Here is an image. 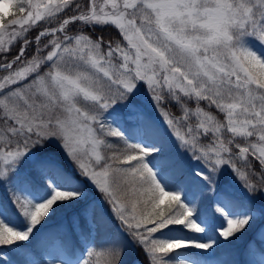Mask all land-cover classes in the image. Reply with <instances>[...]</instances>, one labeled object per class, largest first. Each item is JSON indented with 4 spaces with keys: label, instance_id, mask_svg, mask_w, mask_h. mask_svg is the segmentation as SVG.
<instances>
[{
    "label": "snow or ice",
    "instance_id": "obj_1",
    "mask_svg": "<svg viewBox=\"0 0 264 264\" xmlns=\"http://www.w3.org/2000/svg\"><path fill=\"white\" fill-rule=\"evenodd\" d=\"M0 73V264H264V0H0Z\"/></svg>",
    "mask_w": 264,
    "mask_h": 264
},
{
    "label": "rangeland",
    "instance_id": "obj_2",
    "mask_svg": "<svg viewBox=\"0 0 264 264\" xmlns=\"http://www.w3.org/2000/svg\"><path fill=\"white\" fill-rule=\"evenodd\" d=\"M111 32L114 33L115 30L112 29ZM112 35H114V34H112ZM5 39H7V37H5ZM0 75H3V73H0ZM194 107H195V105L193 107H190V108H193L194 109ZM174 110L172 109V112L174 114H177L176 113V109H174ZM192 123H195V120L194 119L192 120ZM108 139L110 140V138H108ZM251 142L254 143L256 141L253 139ZM123 146L124 145L122 144V147L120 149H122ZM104 153L105 152L102 151V154H104ZM176 163H177V166L178 167L183 168L185 171H189V170H191L192 168H194V167H196L198 165V162L196 160H192V159H189L188 157H184V156H178ZM167 204H168L167 198H164V202L161 204V207L166 208L167 207ZM149 210H150V206H149ZM69 212H71V213H69ZM78 212H79V209H77V208L68 209L65 212L61 213V215L58 216L56 219H57V221H60L62 223H65L66 226H67V228H68V230L71 232L72 231V224L70 223L69 220H71V217L73 215L78 214ZM110 226H112V225H110ZM110 226H109V228H108L107 231H100L99 234H94L95 235L96 242H97V245H99L104 240H108V239H111V238L114 237L113 235H111ZM258 226H259L258 223L256 225H253V229H255ZM86 227L87 226H86L85 221L83 220V218H81V225H80V227L77 228L76 231H75V233H73V235H72V239H73V241H75L77 239V234H79L78 235V239H79V243H80L81 246H87V242L85 240ZM253 229H250L243 236H240L238 239L234 240L233 243H232V245L227 246V248L228 249H243L244 246L246 245V243L248 242L249 238L251 237ZM114 233L116 234L115 237H117L118 236V233L116 232V228L115 227H114ZM218 251L221 253V256H220L221 259L227 260V259L230 258L229 252L227 250H225V245H221V248ZM130 257L131 256H129L128 258H125V264H138L137 259H135L134 261H130ZM253 259H255L257 262L260 259V255H259V243L258 242H257V255L255 257H253ZM128 261H129V263H128ZM94 264H105V258H104V256L101 255L100 257L94 259Z\"/></svg>",
    "mask_w": 264,
    "mask_h": 264
},
{
    "label": "trees",
    "instance_id": "obj_3",
    "mask_svg": "<svg viewBox=\"0 0 264 264\" xmlns=\"http://www.w3.org/2000/svg\"><path fill=\"white\" fill-rule=\"evenodd\" d=\"M79 30V29H78ZM106 31L108 32V29H106ZM31 35H35V32H33V33H31ZM194 105L193 104H189V107H193ZM201 106H203V105H201ZM174 110V109H173ZM175 111V110H174ZM110 140H111V142L113 143V144H115L116 146H117V148H121L122 147V144L121 143H119L118 142V138H110ZM124 147V146H123ZM102 151H104L105 153H104V155H111V151L112 150H109V149H102ZM69 213H71V212H69ZM82 218V217H81ZM71 221V220H70ZM84 227V226H83ZM82 228V227H81ZM110 231H111V235H113L114 237L116 236V234L114 233V227L113 226H110ZM134 257V255H132L131 257H130V261H134L135 259L133 258ZM126 258H128V257H126ZM137 262H138V264H143V256L141 255L140 257H139V259H137ZM128 263H129V261H128Z\"/></svg>",
    "mask_w": 264,
    "mask_h": 264
}]
</instances>
